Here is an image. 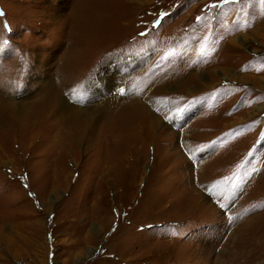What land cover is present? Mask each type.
<instances>
[{"label":"rangeland","instance_id":"1","mask_svg":"<svg viewBox=\"0 0 264 264\" xmlns=\"http://www.w3.org/2000/svg\"><path fill=\"white\" fill-rule=\"evenodd\" d=\"M90 3L87 142L42 104L86 1L0 0V264H264V0Z\"/></svg>","mask_w":264,"mask_h":264},{"label":"bare ground","instance_id":"2","mask_svg":"<svg viewBox=\"0 0 264 264\" xmlns=\"http://www.w3.org/2000/svg\"><path fill=\"white\" fill-rule=\"evenodd\" d=\"M85 1L87 4L84 10L78 15H76V17H72L69 21L71 22L69 24L70 25L69 33L72 34V36L70 37L69 43L68 41L66 42V44H68L67 47L62 50V55L59 59V61H61L60 62L61 66H59L55 70L58 74L57 85L52 89L51 91L53 92L52 95L44 102H42V104L45 105L46 108L52 112L50 113V118L47 119V122L50 121L52 114H55L56 118L59 120L58 126L60 128L58 129V131L61 133L60 135L69 137L70 134L71 135L74 134L73 136L76 140L89 139V141L87 142H91L92 141L91 137L96 134L98 129H100L101 126H106L108 124L107 121L110 115L112 113L123 114L124 111L126 110L127 105L125 102L122 103L121 100L119 103L116 104V106H113V104H111L110 101L111 99L109 97H105L103 98V100L95 102L94 104H88L84 107H77L70 102L69 97L81 93L80 96L82 95L83 98H86L87 96H89L88 99L93 98L94 95L91 94L92 91V87H90L91 85L90 86H88L87 84L85 85L86 81L81 79L82 78L81 73L79 74V77H77L75 80H67V79L65 80L64 78H60L62 76V72L67 70L68 67H72V70H70V74H76L73 71V69L76 66L78 67V65H80V59H78V55H77L78 50L76 49L79 43L78 42L79 39L77 38V34H76L77 33L76 29L77 28L81 29L86 34V37H89V40L91 36H94L93 34L94 29H92V25H91L92 20H90L89 18L92 14V8L90 3L91 0H85ZM79 3L80 0H78V5ZM235 39L240 40V42L242 41L244 43V38L236 37ZM68 75L69 74H67V76ZM105 78H109V76ZM107 84L108 83L106 81L104 88L108 87ZM64 93H69V97H64L63 96ZM88 99L86 98L85 101H88ZM9 106L7 108V106H5L2 102H0V128H2L3 126L6 127L7 125H10L13 122L10 115L8 116H5L4 114H3L4 116L1 115L6 111L12 110L11 108H9ZM5 109H9V110H5ZM66 128L69 129L71 128L72 131L67 130ZM51 130L52 129H49L50 132ZM107 135L103 136V141H107Z\"/></svg>","mask_w":264,"mask_h":264},{"label":"snow or ice","instance_id":"3","mask_svg":"<svg viewBox=\"0 0 264 264\" xmlns=\"http://www.w3.org/2000/svg\"><path fill=\"white\" fill-rule=\"evenodd\" d=\"M232 2H235V0H232Z\"/></svg>","mask_w":264,"mask_h":264}]
</instances>
